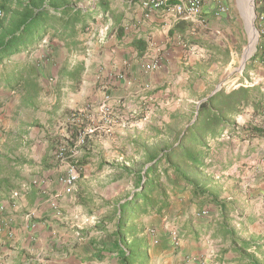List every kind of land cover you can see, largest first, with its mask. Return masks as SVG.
<instances>
[{
    "label": "crops",
    "instance_id": "crops-1",
    "mask_svg": "<svg viewBox=\"0 0 264 264\" xmlns=\"http://www.w3.org/2000/svg\"><path fill=\"white\" fill-rule=\"evenodd\" d=\"M223 2L227 11L221 15L215 13L216 2L204 3L202 16L207 26L193 22L206 36L218 34L223 38L220 45L230 50L229 64L236 45L224 35L229 6L226 0ZM122 10V36L120 25L111 18L104 27L99 28L96 21L88 28L97 38V33L103 34V44L94 45L92 50L86 48L87 56L82 60L85 69L79 90L75 91L78 93H47L48 71L37 57L30 60L38 65L43 89L33 104L27 105L22 93H0V134L4 136H0V146L7 147L0 151L6 156L0 167V220L1 216L5 219L0 229V264H122L121 252L114 250V232L120 203L129 192L124 195L119 188L111 192L115 175H111L109 160L102 154H106L109 144L123 141L120 132L174 93L178 84L181 87L185 83L189 91V51L197 48L189 47V19L165 8L149 11L141 0H128ZM258 25L264 27V21ZM87 31L79 36L81 41L87 42ZM134 39L146 42L144 55L139 56L130 44ZM36 50L41 53L43 47ZM153 61L157 67L147 70L146 64ZM104 102L115 109L119 122L109 124L104 120L100 111ZM66 107L82 114L86 123L96 128L88 151L75 155H86L89 162L71 193H66L59 181L64 167L53 155L74 123L69 115H61ZM55 135L60 136L58 141L52 139ZM25 145L27 150H22ZM111 167L120 170L118 175L124 171L114 161ZM33 177H40L37 185L32 183ZM91 178H99L97 187L88 184ZM261 191L264 193V189ZM143 222L148 229L151 224L147 219ZM249 234L264 239L263 230Z\"/></svg>",
    "mask_w": 264,
    "mask_h": 264
},
{
    "label": "trees",
    "instance_id": "trees-1",
    "mask_svg": "<svg viewBox=\"0 0 264 264\" xmlns=\"http://www.w3.org/2000/svg\"><path fill=\"white\" fill-rule=\"evenodd\" d=\"M115 1L91 0L89 4L81 5V0H0V88L22 93L23 101L27 105L33 104L43 89L38 65L27 55L14 57L24 52L29 54L47 39L54 38L71 51L81 50L83 41L79 36L98 20V16L103 21L111 18L114 24L120 25L118 29L122 36L124 12ZM179 27L184 29V26ZM207 37L189 20V47H199L205 53L190 67V87L193 88L196 81L204 80L205 89L189 93L193 100H189L186 109L169 112L167 121L160 119L159 126L151 124L149 135L135 139L133 145L138 159L133 161L132 167H139L136 171H130V166L123 167L128 173L133 172L136 188L120 203L117 215L114 250L121 252L122 264H148L151 239L143 216L164 214L173 197L186 191H189L191 203L197 207V217L201 219L198 225L194 221L188 223L184 227L186 234L191 233L196 238L208 235L217 240L222 246V254L234 253L228 259L230 263L264 264L262 236L244 237L242 229L233 223L236 218L241 226L254 221L255 216L247 212V206L239 205L240 200L246 199L238 194L222 196L224 184L220 178L223 174L218 176L212 170L215 166L222 173L235 159L241 158V148H237L234 138L241 142L248 140L249 144L264 139V90L260 85H241L231 90L222 87L210 95L215 85L205 78V72L214 64H227L230 50L216 41H208ZM262 39L263 44L258 46L243 70L247 77L257 67H264L263 35ZM130 44L139 56L145 54L147 44L144 40L134 39ZM84 69L82 60L74 65H62L57 72V83L51 80L49 85L55 83L59 93L64 85L77 91ZM248 111L251 117L243 124L238 123L237 117ZM61 115L82 116L67 107L62 108ZM71 128L70 134L64 136L66 140L60 144H74L78 123L75 121ZM92 134L95 132L89 134L86 143L79 147L80 152L88 151ZM58 137L55 135L52 139L56 141ZM3 157L5 154H0V167L4 163ZM72 162L81 174L89 161L83 155L74 157ZM165 177L170 178L171 184ZM239 191H243L241 186ZM205 210L208 214L202 218ZM141 253L145 258L140 256Z\"/></svg>",
    "mask_w": 264,
    "mask_h": 264
},
{
    "label": "rangeland",
    "instance_id": "rangeland-1",
    "mask_svg": "<svg viewBox=\"0 0 264 264\" xmlns=\"http://www.w3.org/2000/svg\"><path fill=\"white\" fill-rule=\"evenodd\" d=\"M90 1L91 0H82L80 4L87 5ZM127 1L128 0H116L115 5L123 6ZM226 1L229 10L225 15L224 35L228 37L230 43L236 45V47L233 46L234 59L229 64L212 65V67L205 72V78L212 81L215 88L220 86L221 88L226 87L227 90H231L241 85H260L264 90V67L261 65V67H257L251 72L250 77L244 75L243 70L245 67H242L244 54L250 43L251 33L249 24L251 22L257 29V38L254 50L248 55L249 58L257 51L258 46L263 44L262 35L264 36V34L262 33V30L264 27L261 26V28H259L258 25L260 23L259 17L262 13L260 0ZM252 16L253 19L251 21ZM96 24H98L100 28L104 27L106 22L102 20L101 16H98ZM87 33V42H85L86 40H83L87 44L82 45L83 48L81 50L71 51L62 41L54 38L50 40L47 39L46 42L41 44V47H43L41 53H38L37 50H35L29 54L16 55L15 59L22 58L24 55H27L30 59L35 57L41 59L40 61L43 62V69L48 71L47 77H49V81H54L58 69H61L62 65H72L79 60H83V57L87 56L85 54L87 47L89 50H92L94 45L98 46L103 44L101 40L103 34L101 32H99V34L97 33V35L100 36L99 38L96 37V34L93 35L90 30L87 31ZM83 37H85V35H83ZM103 39L105 40V38ZM207 39L208 41H216V43L223 44V38L218 34H211ZM190 51L189 70L190 67L195 65L194 63L196 61L201 60L205 56V53L201 48H192ZM249 58L247 59L245 66ZM181 84H183L181 87H179L178 84V86L174 88V93H170L167 98L161 99L159 101L160 103L151 106V109H147V114L144 115V117H139L133 125L125 127L124 131L120 132V137H122L123 141L120 142L117 140L116 142L109 144L106 154L104 152L102 154V151L97 148V153L102 154L104 158H108L110 173L111 175H115V178L112 179L115 183L111 188V192L113 190V193H115L119 188L123 189V194L125 195L127 192H132V190L136 188L133 172L128 173L124 170L121 175H118L120 170L111 167L113 161L115 164H118V167H121V165L123 167L130 166V171H136L139 166L132 167L133 161L138 159L133 141L149 135L150 132L148 127L151 124L159 126L161 125L160 119L167 121L169 112L176 109H186L189 100H193L189 93H194L195 91L200 92L205 89L204 80L196 81L194 87L191 88L190 84L192 83L189 78V91L185 83ZM54 85L55 83L51 86H47V93H59L58 87ZM0 93H10V91L1 87ZM60 93L78 92L69 90L68 87L64 85ZM249 111L237 117L238 123L243 124L251 117ZM83 117L84 116H76L74 117L76 119L70 117L69 120L73 122L76 121L80 130L82 127L89 126L87 124L88 122L83 119ZM0 136L4 137L3 134H0ZM234 140L238 144L237 148H241V158L238 160L235 159L233 165L222 173L219 172V168L215 166L212 167V170H215L218 176L223 174L220 178L224 184L222 196L231 197L238 194L237 196L240 195L242 198L246 199L240 200L239 205L247 206V212L252 216H255L254 221L252 223L249 222V224L245 222V225L241 226L238 222L239 219L236 218L233 223L242 229V235L244 237H248L250 236L249 233L251 231H256V233L259 230L264 231V216L262 214L264 212V193L261 191V189H264V139L253 140L251 144H249L248 140L243 142L239 141L237 138H234ZM26 148L25 145L22 150ZM6 149L7 147H4V145L0 146V151ZM19 151L17 150L16 153L18 154ZM98 179L99 178H91L88 181V184L91 187H95L100 183ZM164 179L171 184L170 178L165 177ZM39 181L40 177H33L32 179V183L35 185H37ZM240 186L243 188L242 192L239 191ZM190 198L189 191H186L181 195L173 197L170 208L167 209L164 214L143 216L142 220L147 219L151 224L147 229V233L151 239V247L149 250L150 261L148 264H233L228 262V259L232 258L234 253L228 252L227 254H222V246L217 240L211 239L208 235H201L199 238H196L191 233L186 234L184 227L188 223L193 224L192 221H194V223L198 225L199 222H201V219L197 217V207L191 203ZM202 218H205V215ZM4 220L5 219L1 216V228L4 227ZM140 256L145 258L143 253H141Z\"/></svg>",
    "mask_w": 264,
    "mask_h": 264
},
{
    "label": "built area",
    "instance_id": "built-area-1",
    "mask_svg": "<svg viewBox=\"0 0 264 264\" xmlns=\"http://www.w3.org/2000/svg\"><path fill=\"white\" fill-rule=\"evenodd\" d=\"M207 0H184L177 3H169V0H141L142 5L149 11L158 10L160 8H165L167 11L175 13L177 16L189 19L191 21H197L203 26H207V21L205 17L202 16L203 6ZM216 2V15H221L227 11V5L223 0H213ZM262 5V13L260 14V22L264 21V0H260ZM0 15L2 13L0 12ZM264 33V29L262 30ZM157 62L153 61L152 63L146 64L147 70H153L157 67ZM100 111L102 117L107 123L119 122L121 119L116 117L115 109L107 102H104L100 106ZM96 128L94 126L82 127L78 130L76 139L73 145L66 146L60 145L54 151V156L57 161H59L64 167L63 172L60 174L59 181L63 186V189L66 193H71L74 190L75 183L80 177V170L72 162V159L77 155L79 147L83 146L89 134L95 132ZM54 207L57 206L55 202L52 204ZM202 214L207 215L208 211L205 210ZM1 228V227H0Z\"/></svg>",
    "mask_w": 264,
    "mask_h": 264
},
{
    "label": "bare ground",
    "instance_id": "bare-ground-1",
    "mask_svg": "<svg viewBox=\"0 0 264 264\" xmlns=\"http://www.w3.org/2000/svg\"><path fill=\"white\" fill-rule=\"evenodd\" d=\"M253 19V16L251 18V21ZM252 23V22H251ZM251 23L249 24V29H250V33H251V38H250V43L245 51V54L246 56H248L253 50H254V47L256 45V33L257 31L251 26Z\"/></svg>",
    "mask_w": 264,
    "mask_h": 264
},
{
    "label": "water",
    "instance_id": "water-1",
    "mask_svg": "<svg viewBox=\"0 0 264 264\" xmlns=\"http://www.w3.org/2000/svg\"><path fill=\"white\" fill-rule=\"evenodd\" d=\"M251 26L257 31V29H256V27H255V25L253 24V23H251ZM249 58V56H246V55H244V59H243V61H242V67L244 68L245 67V63H246V61H247V59ZM221 87L220 86H217L212 92H211V94L210 95H212V94H214L217 90H219ZM207 97H205L204 99H206ZM197 113H198V111L196 112V115H197ZM195 115V116H196Z\"/></svg>",
    "mask_w": 264,
    "mask_h": 264
}]
</instances>
